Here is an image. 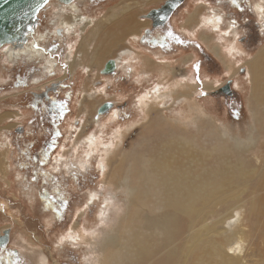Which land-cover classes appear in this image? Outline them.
<instances>
[{
    "label": "rangeland",
    "instance_id": "1",
    "mask_svg": "<svg viewBox=\"0 0 264 264\" xmlns=\"http://www.w3.org/2000/svg\"><path fill=\"white\" fill-rule=\"evenodd\" d=\"M124 1L128 0L77 2L95 19ZM142 1L138 18L151 20V25L140 38L129 39L127 46L133 52L124 55L120 68L112 73H97L85 57L84 63L94 71L78 66L71 72L67 54L72 51L71 60L76 59L86 33L78 27L63 37H56L55 31L42 43L38 36L37 47L59 66L55 74L38 82L33 78L41 75L43 62L27 52L10 58L6 48L0 51V116L19 112L0 123V135L7 133L0 141L10 142L11 149L9 174H0V231L8 229L0 264H38L36 259L44 256L47 264H226L225 236L237 230L235 236L244 237L243 252L239 263L233 264H264V105L255 126L257 140L250 145L255 144L252 149L260 151L259 157L252 151L236 153V140L226 129L244 136L253 122L243 63L264 45V19L252 10L260 0H183L162 27H154L145 15L166 0ZM212 5L225 16L219 28L200 22L185 29L195 9L209 7L204 13L208 14ZM58 6L54 0L40 10L39 32L55 27ZM202 29L215 37L214 42L224 44L233 32L239 34V44L246 47L235 52L236 72L201 40ZM169 31L179 40L170 38ZM97 45L94 41L93 50ZM144 57L175 67L180 77L176 79L193 80L199 90L194 97L199 110L177 99L176 79L158 85L161 76L158 71H144ZM187 57L192 59L184 65ZM184 69L190 76H181ZM214 81L212 88H206ZM226 86L233 95L222 91ZM155 91L158 96L151 100ZM95 100L112 105L100 115L98 125L88 111H82L83 103L89 107ZM154 100L157 121L147 113ZM50 101H57L56 109H49ZM83 126L88 133L96 132V143L77 141ZM120 133H124L123 151L135 147L133 153L143 156L119 154L110 167L104 160L115 150ZM170 140L176 141L173 146ZM166 146L182 151L162 157ZM219 148L227 152L220 154ZM159 159L162 163H156ZM173 161L177 174L172 172ZM161 166L159 173L155 169ZM127 177L139 180L133 197L123 190ZM176 178L183 183L173 185ZM236 209L241 212L238 223L224 232L226 218ZM77 221L83 236L73 240L69 232ZM24 239L34 249L28 250ZM220 243L222 251L217 250Z\"/></svg>",
    "mask_w": 264,
    "mask_h": 264
},
{
    "label": "bare ground",
    "instance_id": "2",
    "mask_svg": "<svg viewBox=\"0 0 264 264\" xmlns=\"http://www.w3.org/2000/svg\"><path fill=\"white\" fill-rule=\"evenodd\" d=\"M52 1L54 0H49L45 7H48V4L51 3ZM55 1H58L59 3L58 8L60 9L57 11V20L52 21L55 27H53L52 29H47L46 30L47 32H39L38 28L32 30L31 32L28 33L27 41L22 46H16L12 43H5L0 47V51L2 50V48L3 49L6 48L9 51L8 57L10 58H12V56L15 57L16 55L21 54L23 52H27V54H29V56L32 59H38L40 60V62H43L42 68L44 72L42 71L40 73L41 75H37L36 78H34L35 82L41 77L43 78V77H47L52 74H55L57 68L59 67L58 62L55 58H53L51 55H47L45 51L40 49L41 47H37L38 36H40L39 42L42 43L41 42L42 40L44 42L45 40L52 38V36L55 35L54 34L55 31H56V36L58 34L59 37H63L64 33L67 35L70 34V32L77 27L82 32L86 31V33H83V35L81 36V39L83 42L78 51V54L76 55L77 57L73 56L74 59L75 57L76 59L73 61L71 60L72 51H70L66 57V62H67L66 65H68L71 72L73 71V67H78V66H81L85 70H88L86 69L88 67L89 71L93 72L94 69H91L90 66L94 65L98 69L97 73H100L102 72V69H104L106 63L110 59L115 60L116 67L121 66L120 64L122 62V59L124 58L123 56L126 55L127 53L132 54L133 52V48L130 46H127L129 39L133 38L136 40L140 38L142 36V32L144 31L145 27H148L151 25V20L138 18L140 16V13L142 12L141 8L143 5L141 3L144 2L142 0L124 1L122 6H118V5L112 6L109 8L108 12L104 14V16H101L95 19L92 16L82 12L77 2L78 0H72L68 3L63 2L61 0H55ZM131 1H134V3H132ZM157 1H160V0H157ZM213 5L211 6L212 13H208V14H204V13H205V9L207 10L209 7L199 6L197 9H195V11H193L192 14L189 15V17L187 18L185 26H187L188 28H185V29L187 31L191 30L194 27L198 26L200 22H202L205 25L208 24L214 28H217V27L219 28L220 22L222 21L223 18H225V16L223 13L222 14L219 13L217 11V8ZM255 9L258 13V16H262V19H264V0H260L258 2L256 1ZM201 16L202 18H200ZM229 31H230L229 29L226 30V32H229ZM239 32L241 33V31ZM199 35H200L201 40H203L208 45V47L220 59V61L225 63V66L227 69L230 70L232 68L235 72L237 71V68L235 67L237 64V61L234 58L235 52L236 53L244 52L245 47H246L244 44H239L240 38L238 37L239 35L238 33L233 32L232 37L227 40L228 44L214 42L213 40L215 37L213 35H208L205 29H202ZM94 41L98 42V45L96 48L94 46V50H93L92 45ZM32 44H35L36 46ZM83 57L88 59L91 65L90 64L86 65L83 61L84 60ZM149 57H144V60H143L144 71L146 72H148L149 70L158 71L159 72L158 75L161 76V79L159 81L160 83L158 85L166 83L164 80H168V79L174 80L176 78H180V77H176L175 75V72H174L176 69L175 67L169 64H167L166 67H164L163 65L161 66L157 64L155 61L151 60ZM191 59L192 57L184 58L183 60L184 65H187V63H189ZM83 65L86 67H84ZM243 66H245L247 70L246 71L247 78L249 77V82H250V96L248 98V104H249L250 111L253 113V122L251 124L249 123L250 125L247 128L248 131L247 133L244 134V136H241L238 133L233 134L234 133L233 130L228 126H226V129H228L229 134H232V136L236 140L235 141V145L237 146L235 150L236 153L238 152L245 153V151H249V152L252 151V153L256 157H259L260 151L256 149L255 150L252 149L255 147V144L254 146H250V145L251 143L253 144L257 140L256 134H255V131H256L255 126H256L257 121H261L260 113L263 110L261 107L262 105H264V45L261 46L257 50V52L253 55V57L250 60L243 63ZM183 72L184 73L181 75L182 77L190 76L189 69H184ZM176 80L179 82L178 85H176V87L174 88L176 90L175 93L177 94V99L179 101L183 99L187 100L192 110L198 109V107L194 105L195 103L194 97L196 96L199 90H198L197 85L194 83V81L191 80L190 78H187V79L184 78L183 81L179 79H176ZM214 84H215V81L212 83H207L206 88L210 89L213 87ZM162 95L163 94H161V96ZM156 96H158L157 91L152 93L150 99L152 100ZM156 100H154V103H151V105H149L148 111H147L149 115H152V117L149 116L150 118L154 117L153 121L154 119L155 121L158 120L156 116L158 115L159 110L154 109L155 108L154 106L157 103L155 102ZM102 105H103V102L100 100H95L93 102V106L89 105V107L86 103H83L82 111H88L92 117L91 121L95 119L93 123L94 124L97 123L98 125L100 124V120H99L100 115L98 114V111ZM18 115H19V112H15V111L9 112V113H3L0 116V123H3L7 118H10V117L16 118V116ZM11 125L12 127L15 126L14 123H12ZM8 128L11 129V127H8ZM172 132H174V130ZM123 134L124 133H120L118 135V139L115 144L116 146L115 150L114 151L110 150L108 152L107 159L104 160L105 164L109 165L110 167L113 166L114 159H116L119 154H122V157H125L127 154L129 155V157H142L143 156V155L138 156L133 153L135 150V147L130 151H123L124 149H122L121 147V140H122ZM0 136L7 137V133L4 135L1 132ZM220 137H222V134H220ZM96 138H97V134L95 131L88 133L87 131H85V128L83 126L81 128L77 141L80 142L82 140L85 142L88 141V143L90 142L96 143ZM173 141L170 142L172 146H173ZM172 146L165 147L162 157L163 155L167 157L169 154L176 155L177 153L178 154L181 153L182 151L181 148L175 149V148H172ZM242 147H246V148L240 149ZM219 150H220V154H224L227 152L226 148H219ZM136 151L137 150H135V152ZM144 151L147 153L148 148L146 147ZM10 153H11L10 142L5 141V139L3 138V140L0 141V174L3 175L4 177H7L10 171V167H11V164H10L11 160L9 158ZM156 163H162L161 159H159ZM159 165L160 164H157L156 167L158 168ZM172 167L174 168L172 172L176 171V174H177L176 161L172 162ZM155 170L161 173L162 166L160 167L159 170L157 169ZM138 181H139L138 179L136 180L133 177H127L126 186H125V182L123 181V185L125 186L123 190L125 191V193H128L130 197L135 196L137 192V187L139 186ZM181 183H180V180L177 178L173 181V185H179ZM135 214L139 216L138 213H135ZM240 217H241V212L239 209H236L235 212L231 213L226 218V226L223 227V231L225 232L227 228H233V226L238 223V220L240 219ZM80 225L81 224L77 221L72 231L69 232V235L71 238H73V240L82 239L83 232L81 230ZM4 231L5 230L0 231V237L4 236L3 234ZM238 231L239 230L225 236L226 243L228 244L229 250L227 251L226 254H223L224 256L222 257V259L224 260L223 262H226V264L239 263V261L242 259V257L240 256H241V253L243 252L244 237L242 235H238L236 237L235 235H237ZM242 233H244V231H242ZM23 241L27 242V240L25 241V239ZM7 242H8V239L6 242H3L5 244L2 243V245H0V248H4ZM27 244L30 245V248L26 246L28 250L34 249L32 247V243L28 241ZM104 246H105L104 242H102L101 246L99 245L102 251L104 250ZM222 246L223 244L220 243L219 246L217 247V250L222 251V249H220V247ZM36 252L39 253L40 250H37ZM220 254L222 255V253ZM36 260L38 264H47V259L45 256L41 258L39 257V259L37 258Z\"/></svg>",
    "mask_w": 264,
    "mask_h": 264
},
{
    "label": "water",
    "instance_id": "3",
    "mask_svg": "<svg viewBox=\"0 0 264 264\" xmlns=\"http://www.w3.org/2000/svg\"><path fill=\"white\" fill-rule=\"evenodd\" d=\"M61 1L68 3L72 0ZM182 1L183 0H166L161 7L152 9L145 16L152 19L153 26L163 25ZM42 2L43 0H0V47L5 43L22 46L27 41L28 33L37 26L40 10L43 9L47 3L44 7L40 8L39 11L34 12L33 9L37 4ZM115 69L116 62L114 59H110L106 63L104 69H102V73L109 74ZM229 90V86L222 89V91L226 92H229ZM111 106V103L103 104L98 114L101 115L108 111ZM7 233L8 230H5L4 236L0 237V245L7 241Z\"/></svg>",
    "mask_w": 264,
    "mask_h": 264
},
{
    "label": "snow or ice",
    "instance_id": "4",
    "mask_svg": "<svg viewBox=\"0 0 264 264\" xmlns=\"http://www.w3.org/2000/svg\"><path fill=\"white\" fill-rule=\"evenodd\" d=\"M47 2H48V0H43L42 3H39V4H37V5L34 7L33 11H34V12H35V11H39L40 8L44 7V5H45ZM168 36H169L170 38H172V39L179 40V38H178V37H175L171 31L168 32ZM195 67H196V70H197V80H199V75H198V73H199V65H196ZM201 95H206V93L201 92ZM141 99H143V98H141ZM60 107H61V115H62V114H63L64 105H61ZM57 135H59V133H57ZM53 146H54V145H53ZM45 162H46V161H44V160L41 161V163H45Z\"/></svg>",
    "mask_w": 264,
    "mask_h": 264
},
{
    "label": "flooded vegetation",
    "instance_id": "5",
    "mask_svg": "<svg viewBox=\"0 0 264 264\" xmlns=\"http://www.w3.org/2000/svg\"><path fill=\"white\" fill-rule=\"evenodd\" d=\"M253 12H255L256 13V15H257V11H256V9H255V6L253 7ZM147 14V13H146ZM258 16V15H257ZM166 23V22H165ZM153 24V23H152ZM164 25V24H163ZM163 25H160V27H162ZM154 27H156V26H154ZM159 27V26H158ZM57 37V36H56ZM42 71H43V68H42ZM44 72V71H43ZM45 75V74H44ZM34 78H36V77H34ZM34 78H33V82H35L34 81ZM44 78V77H43ZM42 79V77L40 78V79H38L36 82H38V81H40ZM45 84H47V83H45ZM224 93H226L227 95H233L232 94V90L230 89L229 90V92H226V91H223ZM57 101H50L47 105H48V107H51V108H49V109H52V110H54V109H56L57 108ZM58 108H59V106H58Z\"/></svg>",
    "mask_w": 264,
    "mask_h": 264
}]
</instances>
